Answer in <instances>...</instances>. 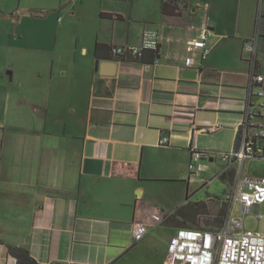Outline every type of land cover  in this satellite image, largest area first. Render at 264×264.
I'll list each match as a JSON object with an SVG mask.
<instances>
[{
    "label": "crops",
    "instance_id": "crops-1",
    "mask_svg": "<svg viewBox=\"0 0 264 264\" xmlns=\"http://www.w3.org/2000/svg\"><path fill=\"white\" fill-rule=\"evenodd\" d=\"M130 1V11L102 4L85 22L67 25V46L58 35L53 51H41L42 65L32 62L37 48H23L13 72L0 71V264H18L10 248L27 250L35 264H164L172 238L186 227L175 220L176 229L162 235L175 214L165 212L152 184L176 180L170 175L179 169L178 179L186 177L193 113L198 125L201 112L216 114L215 126L232 135L243 121L247 86L215 77L209 57L192 68L186 59L189 42L207 25L209 56L219 42L237 40L243 61L245 42L256 40V71L264 73V0H172L174 13L164 12L168 0ZM146 32L160 36L158 63L149 51L144 61H115V75L96 68L112 59L113 46H139ZM249 64L239 73L245 83ZM186 70L197 78L183 77ZM163 137L169 145L159 147ZM178 151L186 152L182 166ZM203 179L192 182L207 184ZM214 199L196 203L210 208ZM137 222L149 225L138 242Z\"/></svg>",
    "mask_w": 264,
    "mask_h": 264
},
{
    "label": "rangeland",
    "instance_id": "rangeland-1",
    "mask_svg": "<svg viewBox=\"0 0 264 264\" xmlns=\"http://www.w3.org/2000/svg\"><path fill=\"white\" fill-rule=\"evenodd\" d=\"M136 1L138 7H144L145 3L147 4V2L152 0ZM102 4L107 10L116 12L119 10L126 12L127 10L130 11L132 8L130 0H0V71H4L5 75H7V72H13L12 68L17 67V64H19V62L16 61L17 58L15 57V53H17V50L23 48L28 50L37 48L40 54L34 56L32 58L34 61L32 62L35 63V59L39 58L40 65H42L41 62H43L46 57L42 55L41 51H53V49L57 47L58 35H60L58 45L60 46L62 43L64 46H67L68 28L66 26H78L81 21L85 22L93 13L99 12L100 5L102 6ZM61 5H63L62 9H60ZM19 6L21 8H19ZM22 8H36L43 11L39 13L40 15L38 16H28ZM46 9H57L58 11L49 13ZM138 11L139 10H137V12ZM72 13L76 14V18H73L74 16ZM36 35H38L37 37L40 39L38 43H36V39L32 41L33 37H36ZM219 43L206 62L207 64L209 63L208 68H214L213 71H216L214 74L215 77L225 75V79H233L236 84L244 83L241 86H244L245 89L247 86L248 89L249 82L245 83L246 79L244 82L243 77H241L239 73L245 72L246 70L250 71L249 62L251 60V53L244 47V57L247 58L242 61L238 55V49L241 46L237 40ZM262 44H264L263 40L260 41V46ZM7 80L10 83V77H7ZM245 91L241 93L245 94ZM240 97L242 100H246L247 98L246 95L242 97L241 94ZM215 116L216 114L214 113L201 112L198 120L199 126H215ZM185 131L186 130L183 132ZM232 132L233 135L229 130L222 129L215 134H200L197 135L193 141V146L196 149L210 152V156L205 159V162L210 165L212 170L204 175H199L200 177H204L203 181H205V183L207 182V184L187 182L189 170H187L184 179H178L181 175L180 169L176 173L170 175L174 176L173 178H177L176 180L167 182L158 181L152 184L158 193L159 199L162 202L161 206L166 213L173 215L182 205L206 201L213 197L217 198L214 199L216 202L210 204L207 214L198 216L199 219H201L200 221L196 219L198 223L203 224L202 221L204 219L213 221L217 218L223 204H226L228 209L229 207L232 208L230 212L231 218L241 217V206L237 202L231 204L229 201H225L230 181L228 176L221 175L223 171L221 162H210V157L217 158L221 154L232 152L234 148L235 131ZM191 143L192 140L190 138L188 144L190 145ZM182 144L184 147L186 143L183 142ZM189 145H187V149ZM185 153L184 151H178L175 154L176 161L180 166H182L181 164L185 157ZM244 172L248 175L251 174L264 177V161H246ZM182 180H184V182ZM187 196H189V198H187ZM257 212H260L261 218H258ZM177 218V221L182 220L180 217ZM177 225L179 227H185L180 223H177ZM243 225L245 232L261 233L264 235V205L261 206L259 211L255 209L251 214L247 215ZM173 226L175 225L168 224L162 226V235H164V237L170 235V233L176 229Z\"/></svg>",
    "mask_w": 264,
    "mask_h": 264
},
{
    "label": "built area",
    "instance_id": "built-area-1",
    "mask_svg": "<svg viewBox=\"0 0 264 264\" xmlns=\"http://www.w3.org/2000/svg\"><path fill=\"white\" fill-rule=\"evenodd\" d=\"M211 32L204 25L197 38L189 44L191 56L186 59V66L194 67L199 62L207 60L211 52L209 40ZM160 36L156 32H146L139 46H113V59L127 60L142 57L144 51L160 50ZM246 49L251 53L252 72L248 83L247 110L243 121L235 132V143L231 153L221 154L216 161L221 162V175L233 174V182H229L227 198L231 204L237 202L241 206V217L231 218V207L221 227L212 230L180 228L172 238L167 258L164 264H264V235L261 233L245 232L244 219L253 210L264 205V177L248 175L244 172L248 160L264 161V73L256 71L257 47L255 41L245 42ZM116 61V60H114ZM118 62V61H116ZM155 62L158 63V60ZM198 110V109H197ZM190 135L191 140L200 134H215L223 129L222 126L202 127L192 114ZM169 145V138L163 137L158 141L159 147ZM190 161L188 165L189 178L203 175L210 169L205 159L210 152L196 149L190 145ZM213 157H210V160ZM261 218L260 212H257ZM151 220L163 223L159 214H152ZM149 231V225L144 222L134 224L135 241L142 240ZM107 264H115L113 262Z\"/></svg>",
    "mask_w": 264,
    "mask_h": 264
},
{
    "label": "trees",
    "instance_id": "trees-1",
    "mask_svg": "<svg viewBox=\"0 0 264 264\" xmlns=\"http://www.w3.org/2000/svg\"><path fill=\"white\" fill-rule=\"evenodd\" d=\"M177 1H172V0H168L167 2H165L164 4V12H166L167 8H172L173 9V13L175 12V10H177ZM172 16V15H170ZM247 42V41H246ZM153 52L152 55V59L156 60L158 59V55H159V50H147L144 51L143 56L142 57H135V58H130L127 60H119V59H111V60H116V61H144V57L146 52ZM229 181L233 182L234 177L233 174L230 173L228 175ZM223 207L220 209V213L218 215L217 218H215L213 221L209 220V219H204L202 221L203 224L198 223V220L200 221L201 219H199L198 216H202V214H207V211H209V208L207 207V205L205 203H196L192 206V209L189 208V206L187 207H182L179 208L177 210V212L175 213L174 216H169V218H167L166 222H171L170 224H174L175 220H177V217L182 218V223L184 224L183 226H185L186 228H190V229H203V230H207V229H215V228H219L222 226V224L224 223V219L227 215V211H228V207L226 204L222 205ZM174 217V219L172 220L171 218ZM196 219H198L196 221ZM171 220V221H170ZM180 221V220H179ZM190 225V226H189ZM189 226V227H187ZM9 252L12 256H14L15 258H17L18 260V264H35V262H29V252L25 249H21V248H10ZM23 261V262H22Z\"/></svg>",
    "mask_w": 264,
    "mask_h": 264
},
{
    "label": "water",
    "instance_id": "water-1",
    "mask_svg": "<svg viewBox=\"0 0 264 264\" xmlns=\"http://www.w3.org/2000/svg\"><path fill=\"white\" fill-rule=\"evenodd\" d=\"M96 68L101 70V73L105 75H115L116 74V69H117V64L115 61H108L104 63H100L99 61L96 63ZM198 73L193 70H186L183 72V77L189 78V79H196Z\"/></svg>",
    "mask_w": 264,
    "mask_h": 264
}]
</instances>
